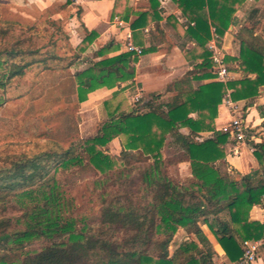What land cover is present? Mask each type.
I'll use <instances>...</instances> for the list:
<instances>
[{"label": "trees", "instance_id": "obj_1", "mask_svg": "<svg viewBox=\"0 0 264 264\" xmlns=\"http://www.w3.org/2000/svg\"><path fill=\"white\" fill-rule=\"evenodd\" d=\"M174 1L194 22L187 32L195 42L191 58L199 62L168 86L177 91L174 98L165 102L162 93H152L142 108L109 114L94 135L68 148L13 155L0 163V264H213L212 248L191 237L171 253L179 229L200 235L207 225L232 262L242 256L243 240L264 238V223L250 219L253 206L264 205V140L252 143L259 167L233 176L217 162L224 157L229 133L214 125L227 94L234 101L251 99L264 86V16L258 18L259 9H252L250 24L240 31L255 41L240 40V65L247 76L196 88L195 81L216 77L208 39L213 32L225 34L245 0ZM150 2V11L140 12L132 26L159 18V1ZM86 32L77 57L98 36L97 30ZM113 48L108 41L95 51L98 60L75 73L79 101L98 88L134 78L138 55L124 51L103 57ZM38 50L24 49L19 40L0 47V89L24 76L34 62L49 68L58 58L16 60ZM207 131L213 135L202 137ZM122 136V149L112 153L109 144ZM169 136L177 150L172 157L165 153ZM184 161L190 163V176H170L169 166ZM86 170L98 177L92 188L100 206L93 218L79 215L57 178L58 173ZM36 240L43 244L32 249Z\"/></svg>", "mask_w": 264, "mask_h": 264}, {"label": "rangeland", "instance_id": "obj_2", "mask_svg": "<svg viewBox=\"0 0 264 264\" xmlns=\"http://www.w3.org/2000/svg\"><path fill=\"white\" fill-rule=\"evenodd\" d=\"M262 11L264 16V8ZM255 16L259 18L261 14ZM86 31L80 20V10L66 4V0H0V47L11 46L19 40L24 49H39L35 54L17 56L19 62L41 59L50 54L58 57L50 62L49 68L42 62H34L24 76L12 78L6 88L0 89V163L13 155L68 148L94 135L109 114L122 110L123 105L127 110L142 108L150 98L149 94L134 96L130 84L127 91H120L119 95H88L87 101H79L74 75L98 60L94 53L102 47V42L90 45L77 57ZM243 37L255 42L245 33H239L235 42ZM111 55L112 52H108L103 57ZM249 127L252 130V125ZM256 131L255 127L252 130L254 135ZM124 139V136L114 139L109 144L110 151L119 153ZM165 153L172 157L177 150L168 145ZM189 170L184 165L175 164L169 166L168 173L179 179L186 177L184 173ZM57 178L79 215L88 218L97 215L100 206L98 192L92 188L98 178L95 171L58 173ZM176 239L171 253L182 240L180 235ZM42 244V240H36L31 248Z\"/></svg>", "mask_w": 264, "mask_h": 264}, {"label": "crops", "instance_id": "obj_3", "mask_svg": "<svg viewBox=\"0 0 264 264\" xmlns=\"http://www.w3.org/2000/svg\"><path fill=\"white\" fill-rule=\"evenodd\" d=\"M157 13L159 18L150 19L146 25L134 27L132 22L140 12L150 11V0H73L72 6L80 10V20L88 31L97 30L98 36L91 44L102 42V46L108 41H113L112 55L126 51V43L130 37L132 41L142 48L143 52L138 55L135 63V76L132 80L119 82L112 88L101 87L89 93L90 96L112 93L119 95L120 91H127L128 86L134 96L140 94L162 93L161 100L168 102L177 94L175 89L168 90V86L174 81L182 78L189 70L194 69L199 62L192 59V51L195 48L193 37L187 32L189 22L184 16L181 8L174 0H158ZM259 9L263 15L264 0H245L233 15L232 22L224 35L212 33L206 47L213 39L221 52L226 55L228 67L231 71L230 80H238L247 76L240 65L241 41L235 42L242 28L250 24V12L252 9ZM79 16V14H78ZM257 35V32L255 33ZM96 41V42H95ZM211 51V50H210ZM189 55V57L187 56ZM217 80L209 78L203 81H195L194 87ZM86 99V101L90 98ZM121 96V95H120ZM236 102L243 108L248 124L252 130L256 127V143L264 140V86H260L259 92L251 99H240ZM120 111H128L123 105ZM193 117L197 113L191 114ZM232 115L224 99L218 106V114L214 118V125L217 130H222L231 121ZM183 133H189L186 127L181 128ZM212 131L202 133V137L212 136ZM169 136L166 140V147L171 141ZM252 143V142H251ZM251 143H237L228 137L224 144V157L217 161L222 164L224 170L229 173L247 174L259 167V162L251 148ZM178 166L184 165L190 168L188 161L180 162ZM184 173L190 176V170ZM183 172H181L182 174ZM250 219L264 223V205L253 206L250 211ZM203 232L200 235H188L183 229H179L173 242H177L180 235L179 245L191 237L201 247H210L213 251V264H229L232 261L217 241L216 237L207 225H203ZM264 242V238L261 239ZM172 242V245H173ZM171 245V246H172ZM177 247V248H178ZM176 248V249H177ZM175 249V250H176ZM256 264H264V243L261 246Z\"/></svg>", "mask_w": 264, "mask_h": 264}, {"label": "built area", "instance_id": "obj_4", "mask_svg": "<svg viewBox=\"0 0 264 264\" xmlns=\"http://www.w3.org/2000/svg\"><path fill=\"white\" fill-rule=\"evenodd\" d=\"M209 48L212 52V58L216 66L215 78L222 82L229 81L231 79V71L225 59L226 55L220 51L216 39L212 40ZM126 51L134 52L138 55L143 52L142 48L137 46L130 37L126 43ZM224 101L230 110L232 119L228 125L223 127L222 131L228 132L229 137L234 139L237 143H256L255 141L257 138H255L251 127H249L243 108L236 101L232 100L229 94L224 97ZM252 143L250 145L254 151L255 148ZM263 243V240H243L242 256L238 260L229 264H254L258 259L259 250Z\"/></svg>", "mask_w": 264, "mask_h": 264}]
</instances>
